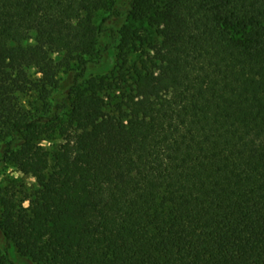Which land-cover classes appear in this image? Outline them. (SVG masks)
Listing matches in <instances>:
<instances>
[{"label": "trees", "instance_id": "16d2710c", "mask_svg": "<svg viewBox=\"0 0 264 264\" xmlns=\"http://www.w3.org/2000/svg\"><path fill=\"white\" fill-rule=\"evenodd\" d=\"M117 2L0 0V166L35 176L0 189L7 248L264 264V0Z\"/></svg>", "mask_w": 264, "mask_h": 264}, {"label": "rangeland", "instance_id": "374dc122", "mask_svg": "<svg viewBox=\"0 0 264 264\" xmlns=\"http://www.w3.org/2000/svg\"><path fill=\"white\" fill-rule=\"evenodd\" d=\"M130 1L131 0H118L117 4L115 6L119 10H125ZM110 12L111 11H104V12L98 13L96 18H95V23L97 24L103 18H106L110 14ZM108 25L112 26L113 28L119 29V30H122L123 28H126V27H131L132 29L139 28L142 36H147L149 38L151 36V32L149 29H144L142 25L131 24V22L129 20H126V19L125 20L124 19L118 20V21L111 20L108 23ZM19 101L24 105L28 104V98L25 96L19 98ZM48 116H52V115L49 114ZM44 145L50 146V143L46 142V143H44ZM34 183H35V176H34L33 172L27 171V172L21 173V172L17 171L16 169H14L8 165L0 166V189H9L10 190L13 185H15V187H18V185H23L25 188L29 189V188L33 187ZM0 252H1V254H6L8 256V258L15 261L16 263L30 264L29 262H26V261L20 259L16 255V253L12 247L7 248V245L5 244L4 239L2 238L1 234H0Z\"/></svg>", "mask_w": 264, "mask_h": 264}]
</instances>
